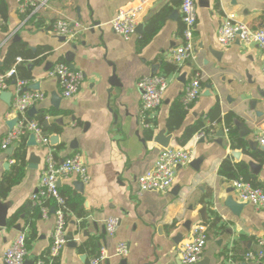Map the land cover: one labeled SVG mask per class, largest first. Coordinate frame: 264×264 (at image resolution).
Wrapping results in <instances>:
<instances>
[{
	"label": "crops",
	"instance_id": "1",
	"mask_svg": "<svg viewBox=\"0 0 264 264\" xmlns=\"http://www.w3.org/2000/svg\"><path fill=\"white\" fill-rule=\"evenodd\" d=\"M3 1L7 17L0 26V67L8 44L14 40L24 41L31 53L38 51L37 57L47 53L39 63L24 61L32 75L26 89L45 94L34 104L35 113L30 115L27 110L26 115L35 120L39 112L45 111L43 125L51 129L42 131L49 138L57 134L58 140L49 141L48 146L26 145L21 179L4 197L0 196V215L4 213L5 219V224L0 225V264H4L3 254L19 232L26 235L25 260L33 261L49 249L53 207L42 215L39 203L32 201L31 195L38 190L50 149L58 160L80 154L89 174L82 191L73 186L78 180L75 175L58 180V189L70 191L76 200V209L69 210L66 223V235L71 233L76 245L69 247L66 242L54 264H89L101 251L105 259L100 264H181L176 248L199 222L206 224L209 238L196 264H264V256L260 263L244 257L246 251L258 249L257 240L264 238V210L240 201L232 186L235 178L219 173L223 158L234 164L243 161L248 173L264 188V162L253 154L262 150L250 147L264 122L263 51L238 40L224 46L217 39L218 27L227 15L252 29L264 27L260 26L264 0H195L194 55L178 67L171 54L182 41L179 0H145L138 14L142 30L128 39L113 31L110 20L121 7L136 0H36L35 8L26 13L17 11V0ZM57 19L68 20L78 29L77 35L61 40L62 36L52 29ZM151 19H158L160 27L140 46L139 37ZM70 59L74 69L83 74V80L76 94L64 98L57 79L47 72L56 62L63 60L69 64ZM21 61V57L16 58V63ZM164 63L174 65L175 69L163 72ZM195 72L203 74L201 93L186 110L179 128L168 130L166 119L171 104L180 100L185 83ZM152 73L163 74L169 81L161 105L153 112H145L137 81ZM113 74L114 83L110 82ZM13 82L8 90L9 102L0 98V138L11 130L7 122L17 118L10 111ZM35 82H39V89L29 88ZM52 92L61 97L58 107L51 102ZM217 103L221 116L233 114V127L237 137L245 142V150L231 146L224 125L209 121L207 114ZM198 120L212 129L201 138L195 139L193 133L183 141L184 128ZM237 120L250 129L249 134H239ZM220 128L222 136L217 135ZM160 130L163 136L169 135L167 146L190 149V161L176 168L167 191L139 192L137 176L151 168L159 151L167 147L156 139ZM233 150L241 153L237 159L231 153ZM30 153L39 157L35 168L28 167ZM10 155L0 149V179L12 166ZM250 160L261 164L257 174L249 167ZM229 195L243 203L238 214L225 205ZM43 204L53 205L51 201ZM203 207L204 219L199 213ZM110 216L118 219L113 236L105 232V221ZM119 242L127 245L124 255L116 253Z\"/></svg>",
	"mask_w": 264,
	"mask_h": 264
},
{
	"label": "built area",
	"instance_id": "2",
	"mask_svg": "<svg viewBox=\"0 0 264 264\" xmlns=\"http://www.w3.org/2000/svg\"><path fill=\"white\" fill-rule=\"evenodd\" d=\"M180 14L183 24L182 41L171 54V60L178 67L194 55V32L196 25L195 0H179ZM145 0H136L130 5L121 7L110 20V26L115 33L124 39L135 34L138 25V14L144 6ZM36 6V0H17V11L26 13ZM4 19L0 14V26ZM52 29L58 36L67 40L73 39L78 29L66 19H57L52 23ZM217 39L221 45H229L235 40L246 45H256L263 51L261 71L264 74V27L252 29L245 22L235 20L232 16H226L217 30ZM20 60L19 58L17 59ZM49 76L57 79L60 94L64 98H70L80 88L83 80L81 71L71 68L63 61L56 62L47 72ZM13 80V98L10 111L15 113L17 120L9 132L0 138V149L7 150L19 140L24 133L33 134L36 143L44 146L49 145V137L44 135L40 124L27 117V110L36 102L41 101L45 94L42 91L27 90L29 81L17 77L16 65L0 72V92L8 91ZM203 74L195 72L188 78L184 85L180 100L185 109L193 104L201 93ZM169 78L163 74L146 75L138 79L137 87L140 90L142 109L145 112H153L163 99V93L167 87ZM205 135L203 129L196 131L195 139ZM258 145H264V122L259 126L255 134ZM191 158L190 149L175 145L162 148L156 156L151 168L137 176L136 185L139 192L146 190L167 191L174 180L176 168L187 165ZM75 175L83 184L89 180V174L80 154L69 155L58 160L52 150H48L45 157V166L41 172L38 190L31 195V200L39 203L41 214L47 215L50 207H53L54 226L51 233V244L47 253L33 259L32 264H54L61 250L66 244V223L69 209L64 197L58 189V180L61 177ZM232 186L237 198L264 210V188L253 185L241 176L232 181ZM51 201L52 206L43 204ZM118 225L117 217L110 216L105 221V232L108 236L115 234ZM208 237L206 224L199 222L194 224L189 231L188 237L176 248V255L181 264H196L200 259ZM258 249L248 250L244 253L245 259L260 263L264 256V238L257 240ZM127 252L125 242H119L116 247L118 255ZM27 254L26 235L19 232L11 241L3 254L4 264H23ZM105 259L103 251L90 259L89 264H100Z\"/></svg>",
	"mask_w": 264,
	"mask_h": 264
},
{
	"label": "trees",
	"instance_id": "3",
	"mask_svg": "<svg viewBox=\"0 0 264 264\" xmlns=\"http://www.w3.org/2000/svg\"><path fill=\"white\" fill-rule=\"evenodd\" d=\"M7 8L6 4L3 0H0V14L5 20L7 17ZM161 22L158 19H151L148 21L143 29L141 36L139 37V45L142 46L148 42V40L155 34V32L159 29ZM43 50L46 52L47 47H43ZM48 52V51H47ZM47 53L42 55L41 57H37L38 51L36 53H31L29 49L26 47V43L22 40H14L8 44L4 55H3V66L0 67V72L5 71L11 65H16L17 74L21 78L31 80L32 75L29 70L24 65V61L27 59H31L35 63H39L43 58H45ZM21 57L22 61L16 63V58ZM63 61V60H62ZM65 62V61H63ZM175 69L174 65L169 63L163 64V72H169ZM186 110L181 100L176 99L169 109V113L166 119V127L168 130H174L179 128L182 124L183 118L186 114ZM45 111L39 112L34 118L35 120L41 125L43 131H49L50 129L43 125V121L45 119ZM207 117L210 122H215V124L224 125L228 130V138L230 140L231 146L241 147L245 150V142L242 141L237 137L236 131L233 127V114L226 113L225 115L221 116L219 112V105L218 103L215 104L208 112ZM203 129L205 134L208 133L212 127L205 126L202 120H198L194 124H190L184 128L181 134V138L183 141L187 140L189 137L192 136L193 133L196 131ZM55 131L58 128H54ZM147 136H150L147 134ZM26 140L27 134L24 133L20 136L17 145L13 148L11 152V159L13 160L11 168L5 172L1 179H0V196L4 197L12 185L19 182L23 175L24 166L26 162ZM59 148V146L57 147ZM255 156H258L261 161L264 162V152L255 150L253 153ZM259 159V160H260ZM219 173L227 178H237L241 176L243 179L250 181L255 186H260V184L255 180V178L248 173L247 165L245 162L241 161L239 163H231L230 160L226 157L223 158L220 166H219ZM60 194L64 197L65 203L69 210L76 209V200L74 197L68 192H64L63 190L59 189ZM26 208L21 207L20 211H24ZM93 245V242H91Z\"/></svg>",
	"mask_w": 264,
	"mask_h": 264
},
{
	"label": "water",
	"instance_id": "4",
	"mask_svg": "<svg viewBox=\"0 0 264 264\" xmlns=\"http://www.w3.org/2000/svg\"><path fill=\"white\" fill-rule=\"evenodd\" d=\"M260 26H264V19L263 21L260 23ZM142 30V24H138L137 27H136V33H140ZM14 38H17V37H14ZM61 40H64V37H60ZM215 55H218L217 54V51H212ZM1 61H0V65H1ZM69 65L71 68H74V65L72 63V60L70 59V62H69ZM154 74V73H152ZM183 76L182 75V80H183ZM110 82H115V75L113 74L112 77L110 78ZM208 87H211V85H208ZM29 88L31 89H39V82H35L33 83L32 85L29 86ZM0 98L3 99L4 101L6 102H9L10 98H11V93L9 91H2L0 92ZM60 96L56 93V92H52L51 93V102L52 104L55 106V107H58L59 105V101H60ZM36 111V108L34 105L30 106L29 109H28V114H33L35 113ZM16 120L17 118H14L10 121L7 122V125L9 127V129H12L16 123ZM46 123V120L44 121ZM235 126L239 132V134L241 136H245L247 134L250 133V129H247V127L243 124V122L241 121H235ZM163 134V130H160L159 131V134L156 136V139L158 140V142L162 145V146H167L168 144V136L169 135H162ZM217 135L218 136H222L223 135V129L220 128L218 131H217ZM58 140V135L57 134H54L52 135L50 138H49V141L50 143H55L57 142ZM26 145L27 146H33V145H36V141H35V138L33 136V134H29L28 136V139H27V142H26ZM250 147L252 149H260L262 151H264V145H258L256 142L254 143H251L250 144ZM13 146H10L8 149H7V153L11 154L12 150H13ZM232 155L235 159H237V157L241 154L240 151H235L233 150L232 152ZM28 167L29 168H35L36 167V163L39 161V157L36 156L34 153H30L29 156H28ZM7 163L5 164V168H7ZM248 165L249 167L251 168L252 172L254 174H257L258 171H259V168L261 167V164L260 163H257L256 161L254 160H250L248 161ZM83 183L79 180H76L73 182V186L75 187V190L77 191H82L83 189ZM225 205L227 207H229V209H231V211H233L234 213L238 214V212L240 211L241 207L243 206V203H240L238 202L237 200H235L231 195L227 196L226 200H225ZM51 211L53 212V208L51 209ZM200 216L202 219H204L205 217V207H203L200 211ZM4 214V213H3ZM3 214L0 215V225H4L5 224V219L3 218ZM181 236V234L179 233L178 234V237ZM209 238V237H208ZM66 242H67V246L69 247H74L76 245L75 241H73V235L71 233H67L66 235ZM23 264H32V261L30 260H25ZM205 264V262L203 263Z\"/></svg>",
	"mask_w": 264,
	"mask_h": 264
}]
</instances>
